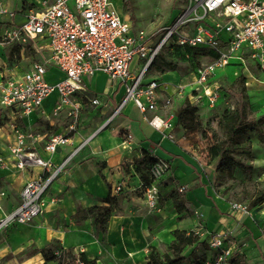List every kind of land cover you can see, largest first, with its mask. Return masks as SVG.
I'll return each mask as SVG.
<instances>
[{
	"label": "crops",
	"instance_id": "obj_1",
	"mask_svg": "<svg viewBox=\"0 0 264 264\" xmlns=\"http://www.w3.org/2000/svg\"><path fill=\"white\" fill-rule=\"evenodd\" d=\"M3 1L8 6L7 0ZM8 7L18 12L27 9L25 3H22L21 8L18 4ZM213 21V17H210L206 22L210 25ZM49 54L46 48L37 50L30 47L28 51L20 52L17 46L0 47V82L22 75L33 62L43 61ZM242 54L244 63L234 59L227 67L246 68L248 60H256L263 66L264 57L254 59L249 52ZM142 64L141 60L135 58L130 64L131 72L137 75ZM173 72L176 78H164ZM148 75L145 82L157 79L163 89H167V92L161 91V107L166 97H172L171 109L174 113L184 102H192V93L187 92L196 86L195 73L186 78L174 69L158 76ZM63 78L61 70L54 66L48 68L46 81L49 84H55ZM218 78L217 72L213 82L222 93L220 84L216 83ZM83 82L82 126H79L73 143L59 147L54 154L46 152L42 142L29 145L41 158L52 163V169L70 160L50 186L54 197L47 192L44 213L33 221L34 224L11 230L5 242L2 238L4 233L0 234V264H45L46 260L40 251L49 244L57 245L61 250L72 249L76 253H84L88 260H95L96 263L103 255L118 263L129 256L141 257L145 254L146 246L152 240L148 230L156 223L153 216L146 215V201L139 189L141 179L134 170L135 160L141 158L144 151H149L152 157L170 165L168 173L159 183L160 203L156 216L164 213L162 205H169L172 212L180 215L175 230L186 231L194 224V219L186 215L195 210L202 212L209 232L228 233L224 247L232 252L231 264H264V210L251 211V216L233 213L231 204L213 194L211 183L218 159L212 165L206 163L202 153L188 139L176 114L171 118V127L162 130L155 129L149 122L155 116L166 119V108L159 109L157 113L143 114L133 102H128L120 114L113 117L124 99L125 85L102 72L84 78ZM177 87H183V92H176ZM94 98H98L100 104L92 105L90 100ZM57 100V94H51L41 107L24 118H17L13 112L0 109V153L7 163L6 168L0 167V191L6 194L1 202L0 217L18 207L25 185L38 179L43 172L39 166L31 167L30 171L14 168L16 160L9 151L16 142L12 125L17 124L24 133L39 135L41 139L64 134L67 117L64 113L58 116L52 114ZM204 100L196 106L215 108L209 106L207 99ZM87 107L90 108L89 115L83 118L82 111ZM5 119L9 122L7 126H2ZM118 186H122L119 195L114 191ZM182 187H185L181 195L187 210L179 214L173 207L171 193L174 190L180 192ZM109 195L119 199V206L108 222L107 232L103 234L96 231L92 217L83 214ZM52 199L56 202H51ZM45 212L55 216L54 226L49 225ZM35 250L38 252L32 254ZM47 264L59 263L51 261Z\"/></svg>",
	"mask_w": 264,
	"mask_h": 264
},
{
	"label": "built area",
	"instance_id": "obj_2",
	"mask_svg": "<svg viewBox=\"0 0 264 264\" xmlns=\"http://www.w3.org/2000/svg\"><path fill=\"white\" fill-rule=\"evenodd\" d=\"M191 4L174 22L148 34L144 30L134 31L111 0L45 1L41 7L20 12L0 0V47L17 46L20 52H26L30 47L46 48L50 53L43 61L33 62L22 75L0 82V109L24 118L56 93L58 100L52 114L64 113L68 119L66 132L48 139L24 133L17 124L12 125L16 142L9 151L16 160V167L24 170L39 166L43 172L38 179L25 185L18 207L0 217V234L12 225H28L44 213L45 196L70 158L52 169V163L41 158L29 145L42 142L44 150L54 154L59 147L73 143L80 126L84 78L102 72L125 85L124 99L113 117L120 114L128 102H133L143 114L166 108V119L155 116L149 122L155 129L162 130L170 128L171 118L175 117L171 109L173 99L164 98L161 107V91L167 92V89H163L157 79L145 82V78L163 49L205 47L218 54L216 59L194 71L196 86L190 93V104L196 105L207 99L210 107H215L220 97V88L213 82L218 71L229 66L234 59L244 63V52H249L254 59L264 57V0H191ZM210 17L214 21L208 25L206 21ZM135 58L143 62L137 75L130 70ZM51 66L64 73V78L55 84L46 81ZM183 90V87L176 88L178 93ZM90 102L100 104L98 98ZM6 166L5 157L0 153V167ZM169 169L168 162L158 160L150 170L151 184H140L139 189L143 191L150 211L159 210V183ZM184 190L182 187L180 192ZM114 191L120 193L122 186ZM5 195L0 191V209ZM231 211L251 216V210L243 203H231ZM194 234L199 235L198 232ZM227 237L228 233L224 232L209 235L208 245L214 256L201 264H231L232 252L224 247Z\"/></svg>",
	"mask_w": 264,
	"mask_h": 264
},
{
	"label": "rangeland",
	"instance_id": "obj_3",
	"mask_svg": "<svg viewBox=\"0 0 264 264\" xmlns=\"http://www.w3.org/2000/svg\"><path fill=\"white\" fill-rule=\"evenodd\" d=\"M45 1L52 2L54 0H7V3L10 7L18 4L20 8L22 3H25V7L29 9L41 7ZM111 1L121 16L133 27L134 31L144 30L148 34L169 25L192 5L191 0ZM172 51H174V48L167 47L163 49L159 56H164L165 59L162 61L159 57L156 63H161L166 69H169L168 64L172 63L175 71L182 77L189 78L192 76L196 64L170 57L169 54ZM210 60L211 57L198 58L200 66L210 62ZM246 68L231 66L218 71L219 78L216 83L218 85L220 84L222 89V93L220 94L222 96L219 102H216L214 109L199 107V120L194 130L187 133V137L193 144V147L198 148L208 165H212L214 161L209 155L208 143L214 137L222 136L221 125L223 122L228 120L237 111L247 119L254 120H257L264 114V62L262 66L256 60H248L246 62ZM158 75H160L158 71L151 69L148 76ZM164 78L174 79L176 78V73H170ZM191 92V90H188L187 93L190 94ZM89 110L90 108L87 107L82 111L83 118L89 115ZM8 122L9 120L5 119L2 121V126H7ZM80 126H82V123ZM232 149L235 151L237 158L247 165L252 166L253 170L251 173H248L238 169L232 175L226 173L219 176L216 167L212 179L213 182L211 183L213 194L228 204L241 202L247 205L251 211L258 212L264 210V203L256 207H251L249 199V197L253 198L264 190V143L259 140L258 131L252 129L250 141L240 147ZM14 168L19 170L16 166ZM26 169L30 171L31 167H27ZM48 193L53 196L51 188H49ZM155 212H159V210L150 211L148 206L146 207V215L153 216L156 224L148 230L149 237L152 240H149L146 251L144 252L145 254L141 257L129 256V258L121 259L118 263L110 261L107 255H103L104 257L102 256L103 258L99 259L100 261L97 264H155V261H160V264H164V255H172L169 247L173 241V232L178 225L180 215L172 212L169 205L167 207L162 205V212H164L162 215L157 214L158 216H156ZM44 215H47L49 225L51 227L54 226L55 216L46 212ZM83 215L93 217L95 213L84 212ZM186 216L194 219L193 226L186 228V231L188 233L198 232L199 240L195 245L186 248L183 256L187 257L188 261L192 264L204 262L214 256V253L208 245V237L211 232L207 229L206 220L202 212L195 210ZM159 219L160 222L158 221ZM33 224L34 222L28 225H12L8 227L3 232L2 238L4 242L8 239L11 230L17 229L19 226H31ZM217 232L215 231L213 233ZM46 247L58 254L61 252V249L57 245L49 244ZM64 264H81V262L79 260L74 263L66 261Z\"/></svg>",
	"mask_w": 264,
	"mask_h": 264
},
{
	"label": "trees",
	"instance_id": "obj_4",
	"mask_svg": "<svg viewBox=\"0 0 264 264\" xmlns=\"http://www.w3.org/2000/svg\"><path fill=\"white\" fill-rule=\"evenodd\" d=\"M173 48L174 51H172L169 56L179 60L195 63L196 65L194 67V71L200 66L198 62L199 57H211V59H216L218 57V54L215 51L205 47L184 48L175 46ZM160 58L162 61L165 59L164 56H161ZM156 62L157 61H155L151 69H155L160 74L174 70V65L172 63H169V69H166L161 63ZM238 81L240 82L239 79ZM175 114L183 125L186 133H190L194 130L199 120V107L186 101L183 106L176 110ZM263 126L264 114L257 120H254L247 119L238 111L233 113L228 120L222 123V136L214 137V139L208 143V150L211 159L219 160L216 169L219 176L226 173L232 175V173L238 169L248 173L252 172L253 167L238 159L232 148H237L245 143H248L251 139L252 129H256L258 131L259 140L264 143ZM157 162L158 159L152 157L149 151H144L142 157L135 160L134 170L140 176L141 182H143L144 185L151 184L152 179L150 177V170ZM171 198L173 201V207L177 213L181 214L186 212L187 209L181 192L174 190L171 193ZM249 199L251 207L263 204L264 190L259 192L253 198L249 197ZM118 206L119 199L116 196L109 195L106 199H102L99 205H96L87 211L88 213H95L92 220L97 232H101L103 234L107 232L108 222L117 211ZM173 237L174 240L171 242L169 247L172 255H164V264H192L188 261L187 257L183 256V252L186 248L195 245L198 242L199 237L194 233H188L184 230H175L173 232ZM37 252L38 251L35 250L32 254ZM40 252L44 255L46 260L45 264L51 261H56L59 264H64L66 261L74 263L78 260L82 264H97L95 260H88L84 253H76L72 249L61 250L60 254H55L54 251L49 248H44ZM201 263L203 262H199L197 264ZM155 264H160V261H155Z\"/></svg>",
	"mask_w": 264,
	"mask_h": 264
}]
</instances>
